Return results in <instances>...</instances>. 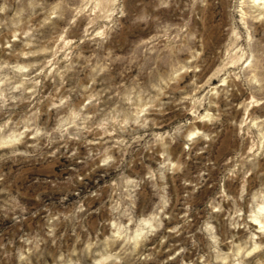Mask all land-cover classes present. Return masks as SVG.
Wrapping results in <instances>:
<instances>
[{
    "label": "rangeland",
    "instance_id": "374dc122",
    "mask_svg": "<svg viewBox=\"0 0 264 264\" xmlns=\"http://www.w3.org/2000/svg\"><path fill=\"white\" fill-rule=\"evenodd\" d=\"M0 264H264V0H0Z\"/></svg>",
    "mask_w": 264,
    "mask_h": 264
},
{
    "label": "bare ground",
    "instance_id": "6f19581e",
    "mask_svg": "<svg viewBox=\"0 0 264 264\" xmlns=\"http://www.w3.org/2000/svg\"><path fill=\"white\" fill-rule=\"evenodd\" d=\"M256 1H262V0H256Z\"/></svg>",
    "mask_w": 264,
    "mask_h": 264
}]
</instances>
